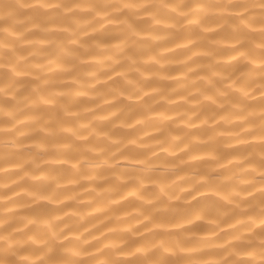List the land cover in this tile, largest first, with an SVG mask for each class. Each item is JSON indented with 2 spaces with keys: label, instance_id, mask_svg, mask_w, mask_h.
I'll list each match as a JSON object with an SVG mask.
<instances>
[{
  "label": "clouds",
  "instance_id": "9594fccd",
  "mask_svg": "<svg viewBox=\"0 0 264 264\" xmlns=\"http://www.w3.org/2000/svg\"><path fill=\"white\" fill-rule=\"evenodd\" d=\"M0 264H264V0H0Z\"/></svg>",
  "mask_w": 264,
  "mask_h": 264
}]
</instances>
